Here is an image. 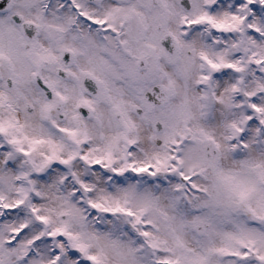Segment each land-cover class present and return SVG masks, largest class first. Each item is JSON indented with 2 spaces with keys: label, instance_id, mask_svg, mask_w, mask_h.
<instances>
[{
  "label": "snow or ice",
  "instance_id": "6c2138e0",
  "mask_svg": "<svg viewBox=\"0 0 264 264\" xmlns=\"http://www.w3.org/2000/svg\"><path fill=\"white\" fill-rule=\"evenodd\" d=\"M0 264H264V0H0Z\"/></svg>",
  "mask_w": 264,
  "mask_h": 264
}]
</instances>
